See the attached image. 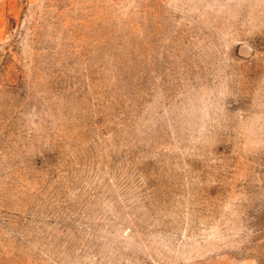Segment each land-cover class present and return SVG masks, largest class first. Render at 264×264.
Masks as SVG:
<instances>
[{
	"label": "rangeland",
	"instance_id": "374dc122",
	"mask_svg": "<svg viewBox=\"0 0 264 264\" xmlns=\"http://www.w3.org/2000/svg\"><path fill=\"white\" fill-rule=\"evenodd\" d=\"M0 264H264V0H0Z\"/></svg>",
	"mask_w": 264,
	"mask_h": 264
}]
</instances>
